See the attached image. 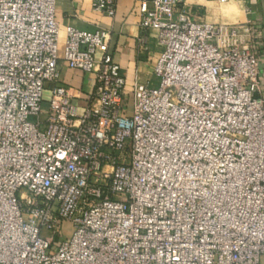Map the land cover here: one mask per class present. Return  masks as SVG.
I'll return each mask as SVG.
<instances>
[{"label": "built area", "instance_id": "obj_1", "mask_svg": "<svg viewBox=\"0 0 264 264\" xmlns=\"http://www.w3.org/2000/svg\"><path fill=\"white\" fill-rule=\"evenodd\" d=\"M149 4L156 84L126 93L108 31L66 27L59 55L56 0H0V264H264V28ZM61 62L90 96L57 86Z\"/></svg>", "mask_w": 264, "mask_h": 264}, {"label": "crops", "instance_id": "obj_2", "mask_svg": "<svg viewBox=\"0 0 264 264\" xmlns=\"http://www.w3.org/2000/svg\"><path fill=\"white\" fill-rule=\"evenodd\" d=\"M92 1L56 0L54 14L60 34L59 55H61L66 27L89 33L103 29L110 33L109 53L119 67V74L126 79V93H129L135 82L154 86L156 80L151 71L159 49L151 39L148 43L149 54L141 53L137 45L138 37L141 35L139 5L141 1H146L150 5L149 0H116L114 17L95 12L92 9ZM185 2L192 10L194 19L199 22L225 24L231 22L233 18L225 7L222 9L223 5L219 4V0H185ZM245 6L251 10V13L248 16L244 15L243 18L263 25L264 0H245ZM59 76L58 87L72 89L76 95L83 98L92 94L94 89L92 75L72 71L61 62ZM51 87L52 85H47L45 91L49 92Z\"/></svg>", "mask_w": 264, "mask_h": 264}, {"label": "rangeland", "instance_id": "obj_3", "mask_svg": "<svg viewBox=\"0 0 264 264\" xmlns=\"http://www.w3.org/2000/svg\"><path fill=\"white\" fill-rule=\"evenodd\" d=\"M224 7H225L226 10H228V13L233 16L231 22H229L230 24H238L241 21H244V18L242 16V11H241L242 9H241V7L237 3L231 1V2H228L227 4H225L224 6H222V9ZM250 12H251V10H250ZM239 16H241L242 18H240ZM240 19H243V20H240ZM246 19H248V18H246ZM262 23H263V25L261 24V26L264 28V19H263ZM260 44H264V42H261L260 43L259 41H255V43H254V45L257 48H258V45H260ZM48 96H49V92L48 91H45L43 93V97H44L43 99L45 101H48L49 100V97ZM79 106H80V108H79L78 114L81 115L83 113V111H84L85 104L81 103ZM30 120L31 121H34V119H30ZM70 229H71L70 228V225L65 224L63 226V229L59 233V235H57V236L54 237L53 243H55L56 246L59 245L60 244V239H62L63 237L65 238V237H68L69 236V234L71 232ZM46 235H49V234H46Z\"/></svg>", "mask_w": 264, "mask_h": 264}]
</instances>
